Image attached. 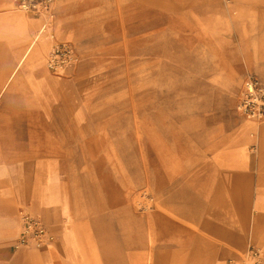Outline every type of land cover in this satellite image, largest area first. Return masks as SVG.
Segmentation results:
<instances>
[{
	"label": "rangeland",
	"instance_id": "rangeland-1",
	"mask_svg": "<svg viewBox=\"0 0 264 264\" xmlns=\"http://www.w3.org/2000/svg\"><path fill=\"white\" fill-rule=\"evenodd\" d=\"M20 2L14 9L39 18L34 33L46 26L49 52L69 45L76 57L23 67L27 80L43 74L34 91L0 84V143L10 149L4 159L12 185L19 165L41 155L48 169L65 176L82 173L90 160L103 175L106 153L129 183L131 204L146 215L155 201V140L192 152L215 142L233 115L247 117L238 107L247 79L264 76L253 69H264L258 39L264 24L248 22L264 16V7L249 12L246 0H45L33 10ZM11 54L1 45L2 63ZM41 146L43 151H32ZM7 185L0 180V189ZM116 191L111 188L113 196ZM8 197L0 195V216L16 213L20 219L29 208L13 206ZM103 199L99 193L95 202ZM95 261L105 264L103 254ZM239 261L248 264L244 252L233 264Z\"/></svg>",
	"mask_w": 264,
	"mask_h": 264
},
{
	"label": "crops",
	"instance_id": "crops-1",
	"mask_svg": "<svg viewBox=\"0 0 264 264\" xmlns=\"http://www.w3.org/2000/svg\"><path fill=\"white\" fill-rule=\"evenodd\" d=\"M17 1L0 4L7 9L0 13V47L12 50L5 63L0 57V84L28 93L43 84V74L27 80L21 70L43 66L50 40L37 36L41 27L33 32L39 18L14 9ZM246 1L249 12L264 7V0ZM248 22L264 24V16ZM258 39L264 55V32ZM231 119L215 142L201 143L194 152L155 140V201L146 215L131 204L129 183L106 153L103 175L90 160L82 173L65 176L63 170L48 169L41 155L19 165L12 185L4 159L10 149L0 143V180L8 183L0 195L8 193L5 200L13 206H27L55 235L33 251L15 249L9 243L20 235L22 219L16 213L1 215L0 264H96L101 253L105 264H233L251 244L264 250V117ZM99 193L102 204L95 202Z\"/></svg>",
	"mask_w": 264,
	"mask_h": 264
},
{
	"label": "built area",
	"instance_id": "built-area-1",
	"mask_svg": "<svg viewBox=\"0 0 264 264\" xmlns=\"http://www.w3.org/2000/svg\"><path fill=\"white\" fill-rule=\"evenodd\" d=\"M45 0H21L20 6L24 9L33 10ZM46 27V26H43ZM76 57L74 48L69 45L58 47L50 57V66L61 60L73 59ZM246 94L239 104V109L247 117H264V81L257 75L250 76L246 81ZM21 232L14 243L15 249L24 247H41L47 242L55 239L49 225L39 216L30 211L23 212L21 217ZM244 259L248 264H264V252L258 245H249L244 251Z\"/></svg>",
	"mask_w": 264,
	"mask_h": 264
},
{
	"label": "bare ground",
	"instance_id": "bare-ground-1",
	"mask_svg": "<svg viewBox=\"0 0 264 264\" xmlns=\"http://www.w3.org/2000/svg\"><path fill=\"white\" fill-rule=\"evenodd\" d=\"M24 9V8H23ZM26 10V9H25ZM76 27H78V26H76ZM83 28V27H82ZM77 29V28H76ZM47 29H46V27H41L40 29H39V31H38V33H37V36H40V35H42L43 34V32L44 31H46ZM73 31V30H72ZM78 31V30H77ZM86 34V33H85ZM85 34H84V36H85ZM52 56V53L50 52V55H49V60H50V57ZM2 89H4L5 90V87H1ZM53 241V240H52ZM49 242H51V241H49ZM49 242H47V243H49ZM46 243V244H47ZM44 246V245H43Z\"/></svg>",
	"mask_w": 264,
	"mask_h": 264
}]
</instances>
